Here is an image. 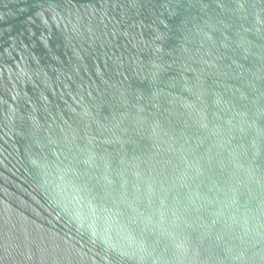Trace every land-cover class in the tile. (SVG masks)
<instances>
[{"label": "water", "instance_id": "obj_1", "mask_svg": "<svg viewBox=\"0 0 264 264\" xmlns=\"http://www.w3.org/2000/svg\"><path fill=\"white\" fill-rule=\"evenodd\" d=\"M0 264H264V0H0Z\"/></svg>", "mask_w": 264, "mask_h": 264}]
</instances>
